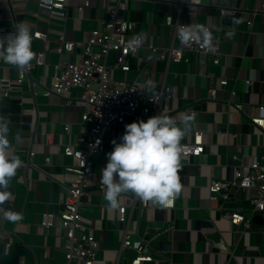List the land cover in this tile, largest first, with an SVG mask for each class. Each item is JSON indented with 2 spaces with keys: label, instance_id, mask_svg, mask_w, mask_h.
I'll return each mask as SVG.
<instances>
[{
  "label": "crops",
  "instance_id": "obj_1",
  "mask_svg": "<svg viewBox=\"0 0 264 264\" xmlns=\"http://www.w3.org/2000/svg\"><path fill=\"white\" fill-rule=\"evenodd\" d=\"M99 2L94 0L92 7L72 11L64 21L65 35L84 40L89 30L98 26L93 16L101 14ZM219 2L240 9L235 14L220 15L217 6H201L196 16L198 24H209L220 38L222 55L218 64L211 63L206 55L191 51H183L181 60L166 62L155 59L154 52L144 46L137 50V55L143 57L140 63L144 76L140 80L145 81L147 89L156 91L162 84L172 89V96L163 97L152 114L175 110L176 123L183 126V116L187 115L184 108L192 109L195 113L186 122L181 141L188 140L196 127L202 131L203 146L198 154L190 155L187 161H180L181 190L171 205L156 206L147 200L143 208L137 204L126 206L127 227L146 239L152 256L143 264H264V218L258 211L249 214L252 206L250 197L255 195V191L237 187L231 190L227 199L211 200L207 189L210 180L230 178L235 167L245 172L251 160L255 159L259 164L264 162V127L250 120L257 114L258 105H264V12L258 9L264 0ZM10 3L13 11L17 12V25L33 23L31 17L24 18L18 14L22 8L34 9L33 2L10 0ZM8 4V0H0V24L12 21ZM130 7L137 20V30L145 40L146 35L150 39L151 34L154 45L167 42L169 30L163 24L161 11L165 5L131 1ZM146 14H149L151 24L146 23ZM64 22L56 18L50 20V45L57 43L56 32L52 29L61 28ZM36 46L41 44L33 42V50ZM57 57L53 52L44 54L45 66L30 68L19 88L11 89L8 97L0 96V120L5 121L10 116L5 109L9 97L18 98L23 110L17 121L8 123L7 133L9 154L20 160L15 172L18 179L9 199L12 208L19 210L22 216L18 221L5 218L3 222L0 264L64 262L63 229L57 225L45 227L40 222L43 212L57 213L62 185L69 180V176L63 173V165L73 158L62 152L61 144L73 141L81 129L78 123L81 106L76 98L78 89L71 91L70 96L75 97L69 104L65 102L66 96L45 94L42 90L50 83L52 63ZM19 69L0 59V77L13 78ZM206 71L212 72L215 78L211 80ZM116 75L122 77L123 72L116 71ZM126 75L133 77L134 70H129ZM221 76L226 77L225 84L216 83ZM31 80L38 83L34 85L37 90L32 88ZM210 85L216 87L213 95L208 90ZM231 90L235 92L234 98L230 96ZM237 102L242 106L237 107ZM129 121H132L130 117L127 118ZM65 123L69 125L67 130L63 129ZM123 131L124 125L110 129L103 142V150L91 155L93 186H89V192L82 198L83 221L99 244L96 264H122L135 255L133 248L121 245L122 231L117 222L122 194H135L131 191L121 193L118 206L110 207L104 199V186L99 177L100 168L107 160L106 153L113 147L111 136L119 140ZM30 142L34 149L33 164L41 165L44 155L49 154L52 163L46 168L56 181H51L36 166L25 164ZM230 149L237 152L238 156L233 158L238 157V162L229 157ZM236 208L249 216L248 226L243 222L232 223L223 215L225 211ZM6 241H9L7 248Z\"/></svg>",
  "mask_w": 264,
  "mask_h": 264
},
{
  "label": "built area",
  "instance_id": "obj_2",
  "mask_svg": "<svg viewBox=\"0 0 264 264\" xmlns=\"http://www.w3.org/2000/svg\"><path fill=\"white\" fill-rule=\"evenodd\" d=\"M9 1V15L12 19L10 24H0V41H7L15 33L17 26L16 14L11 8ZM33 2L34 9L22 8L18 11L24 18H30L33 23L31 31L33 42L41 44L36 46L34 58L27 66L20 67L16 76L0 77V96H10V90L19 88L22 80L26 77L28 70L36 65L45 66L44 54L53 52L58 55L52 63V74L48 86L42 88L45 94L55 93L66 96L65 102L71 103L70 96L73 89H78L76 98L80 102L81 110L79 116L80 133L71 142L61 144V150L66 156L73 158V161L63 165V173L69 176V180L63 183V193L59 200L57 213L43 212V226H59L63 229L65 238L64 262L62 264H96V253L99 247L98 240L90 232V228L83 221L82 198L89 192V186H93V170L91 155L103 150V142L107 132L113 127L125 125L127 118L131 120L144 118L156 111L159 102L163 97L172 96V89L169 85L162 84L156 91H149L145 81L140 78L144 76L141 66L142 56L137 55V50L144 46L147 50L154 52V58L166 62L178 61L183 58V51H191L209 57L213 64H218L222 55L220 38L211 30L209 24H198L196 16L201 6H217L220 15L234 14L240 8L230 4H221L219 0H100L99 8L101 14L93 16L98 21V26L89 30L84 40L72 39L65 35V18L72 15L74 10H84L92 7L94 0H23ZM131 1L155 2L158 6L165 5L162 11L163 24L168 27L169 34L167 42L154 45L146 35L137 30V20L132 16ZM175 5L177 8H175ZM264 12V2L258 8ZM71 12V13H69ZM145 15V21L151 24L152 21ZM52 18L63 20L61 28L52 29L56 32L55 45L49 44V27ZM90 18V17H89ZM250 24V20H248ZM183 26L193 28L199 39L191 38L181 40L179 29ZM208 36L205 38L204 30ZM139 38L138 45H130L129 41ZM62 55H67L63 58ZM187 59V58H185ZM133 60L135 65L133 66ZM206 63L202 64L204 70ZM134 70V76L127 77L129 70ZM116 71L123 72V76H117ZM207 76L213 80L214 74L206 71ZM226 77L221 76L216 80L217 84H225ZM31 80L32 88L37 85ZM216 84V85H217ZM209 93L215 94V85H210ZM235 92L231 90V98ZM241 107V103H236ZM185 114L192 115L195 112L190 108H184ZM167 114L176 122L177 112L167 111ZM7 119V118H5ZM250 120L264 127V105H258L257 114L251 116ZM63 129H69L68 123ZM115 136H111L113 138ZM43 142V140L41 139ZM98 141V142H97ZM27 159L25 164L36 166L51 181H56L52 173H49L46 166H49L51 156L44 155L43 163L35 165L32 162L34 154L33 145H27ZM59 147V145H58ZM181 160L187 161L190 155L202 151V131L200 128H193L190 138L180 142ZM242 187L245 190L252 189L255 195L250 197L252 206L249 214L258 211L264 218V162L259 164L255 159L251 160L245 172L235 167L232 176L228 179H214L207 184L208 197L211 200L216 198L227 199L231 190ZM123 201L118 206L117 222L121 227V245L131 247L135 255L131 260L122 264H143L151 260L146 239L135 233V230L127 227L126 206L137 204L140 208L147 205V200H142L136 195L122 194ZM169 206V205H168ZM232 223L243 222L249 224V216L244 215L240 209L228 210L223 213ZM2 235H5L3 232ZM9 241L5 242V248ZM221 264H228L227 262Z\"/></svg>",
  "mask_w": 264,
  "mask_h": 264
},
{
  "label": "clouds",
  "instance_id": "obj_3",
  "mask_svg": "<svg viewBox=\"0 0 264 264\" xmlns=\"http://www.w3.org/2000/svg\"><path fill=\"white\" fill-rule=\"evenodd\" d=\"M181 40L199 39L190 26L179 29ZM207 38V30H204ZM33 34L29 24L20 23L14 35L7 41H0V59L18 67L27 66L34 56ZM130 45H138L139 38L133 37ZM184 115L183 126L178 125L167 114L149 115L124 125L119 140L112 138L113 147L107 160L100 168V181L104 186L103 196L110 207H117L119 195L131 191L142 200H149L156 206H168L181 190L179 176L180 142L190 121ZM8 122L0 120V212L10 221H18L22 213L11 207L5 208L4 202L11 195L9 183L20 164L17 156L9 154ZM98 142V141H97Z\"/></svg>",
  "mask_w": 264,
  "mask_h": 264
},
{
  "label": "water",
  "instance_id": "obj_4",
  "mask_svg": "<svg viewBox=\"0 0 264 264\" xmlns=\"http://www.w3.org/2000/svg\"><path fill=\"white\" fill-rule=\"evenodd\" d=\"M237 13V12H235ZM234 13V14H235ZM33 43V40H32ZM38 87L34 86V89L37 90ZM8 105L5 108L7 112L10 113L9 118H7L5 121L9 122H13V121H17L19 119V116L22 114L23 110L21 108L20 105V100L16 97H9L8 98ZM228 154L229 157H231V160L233 162H238V157L237 158H233V156H238L237 152H235L234 150L230 149L228 150ZM17 176L14 175L13 178L11 179L10 183H9V188L11 189V194L14 193V189H15V184L17 182ZM4 207L5 208H12V203L10 202V199L8 198L5 202H4ZM5 220V217L3 216L2 212H0V229L3 227V222Z\"/></svg>",
  "mask_w": 264,
  "mask_h": 264
},
{
  "label": "bare ground",
  "instance_id": "obj_5",
  "mask_svg": "<svg viewBox=\"0 0 264 264\" xmlns=\"http://www.w3.org/2000/svg\"><path fill=\"white\" fill-rule=\"evenodd\" d=\"M40 222L43 224V216L41 217V220H40Z\"/></svg>",
  "mask_w": 264,
  "mask_h": 264
}]
</instances>
